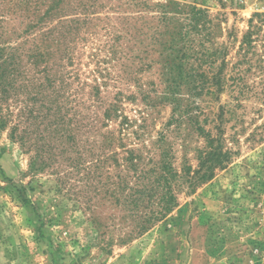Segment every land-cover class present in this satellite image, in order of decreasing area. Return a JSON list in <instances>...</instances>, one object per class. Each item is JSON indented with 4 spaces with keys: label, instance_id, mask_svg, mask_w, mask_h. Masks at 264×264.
<instances>
[{
    "label": "rangeland",
    "instance_id": "rangeland-1",
    "mask_svg": "<svg viewBox=\"0 0 264 264\" xmlns=\"http://www.w3.org/2000/svg\"><path fill=\"white\" fill-rule=\"evenodd\" d=\"M56 3L70 30L80 26V35L96 33L101 39L94 35V43L78 47L83 80L92 81V71L109 56L103 47L108 35L122 36L123 65H102L111 73L101 96L107 101L120 91L135 96L123 99L132 124L121 130L119 119L107 126L95 119L98 129L86 128L72 110L67 119L74 123L62 139L54 132V117L37 120L31 147L11 136L13 121L0 128V264H264V0H0V44L28 39L31 49L39 33L32 26ZM161 6L181 19L196 6L207 27V84L194 98L183 89L182 104L189 106L181 125H165L173 105L146 106L139 83L124 72L134 69L140 82L157 87L153 99L159 98L165 86L163 48L153 37L166 31L159 21ZM85 17L92 22L71 21ZM54 19L50 25L59 27V18ZM91 53L99 56L92 59ZM23 59L31 65L29 54ZM145 110L150 116L141 129ZM160 134L166 136L161 149L155 147ZM111 135H122L124 145L134 150L145 143L155 150V159L161 150L171 153L174 169L183 175L175 189L176 205L141 232V220L112 194L117 166L109 158L114 150L125 152L107 139ZM43 141L49 145L44 151ZM64 146L66 153L60 152ZM216 148L225 161L203 166L202 155ZM102 155L108 160L99 169ZM73 158L84 165L74 168Z\"/></svg>",
    "mask_w": 264,
    "mask_h": 264
},
{
    "label": "trees",
    "instance_id": "trees-1",
    "mask_svg": "<svg viewBox=\"0 0 264 264\" xmlns=\"http://www.w3.org/2000/svg\"><path fill=\"white\" fill-rule=\"evenodd\" d=\"M172 6L175 5L172 4ZM161 7L163 11L159 21L162 26L166 27V31H158L153 37L155 44L162 45L163 48L161 74L165 86L159 98L153 99V94L159 92L157 87L149 89L148 84L140 82L134 69L124 72L130 76L129 79L139 83L142 101L146 102V106L156 109L164 103L173 105L171 119L165 125L170 126L173 123L181 125L187 116L185 112L189 106L182 104L183 89H189L194 98L203 91L207 84L206 69H203L208 59L206 34L203 33L207 27L201 23L204 15L201 16L202 11L196 6L189 7L183 19L170 16L167 6ZM61 10L62 7L59 5L52 6L35 21L32 28L34 31L38 29L39 33L36 34L31 49L26 48L28 39L16 45L0 44V128H4L8 121H13L11 136L30 147L34 143L31 126L37 120L42 121L49 116L54 117L51 120L52 125L55 126L54 132L58 138L62 139L66 136L68 125L74 123V118L67 119V115L72 110L76 117L82 116V126L86 128L92 127L97 130L95 122L100 120L103 126H107L108 122L119 119L121 130L132 124L130 118L124 113L123 99H134L135 96L125 97L122 91L116 93L110 101L101 96V86H108L109 81L105 78L111 73L108 72L107 66L105 68L102 65L108 63L111 67L112 65L118 66L125 57L126 53L118 42L122 36L110 37L108 35L103 47L109 56L100 60L98 68L92 71L95 75L92 81L83 80L80 68L77 67L82 63L77 53L78 47L82 43L84 47H87L85 44L87 42L94 43V35L97 39H101L96 33H91L89 37L80 35V26L70 30L69 24L63 21L64 17L59 15ZM176 12L180 13L178 9ZM54 18H59L57 21L60 24L59 27L50 25L57 20ZM71 21L77 25H88L92 22L87 17ZM163 36H166V39H161ZM100 50L104 51V48ZM26 54H29L31 65L24 62L23 55ZM97 55L98 53H91L88 57L94 59ZM145 64L147 63H143ZM118 76L121 77L120 74ZM113 79L116 82L118 80L115 77ZM58 82L61 84L57 85ZM75 82L77 85L73 89ZM86 95H88L87 99L84 97ZM13 107L18 108L17 112L12 109ZM78 107L86 110L80 114ZM149 116L146 110L142 112L139 125L141 129L146 126ZM95 119L96 121L93 122ZM23 124L28 125L22 128ZM137 134L140 136L138 132ZM159 136L156 141L158 145L166 138L164 134ZM41 138L45 140L44 135H41ZM107 139L111 142L115 140L119 146H123L125 152L121 155L119 151L114 150V154L109 158H112L117 166L116 179L112 182V194L116 202L126 207L133 218L141 220L140 232L144 231L165 217L176 205L175 189L183 175L174 169L170 161L171 153L165 150H161L160 159H155L152 155L155 150L148 148L145 143L140 150H134L124 145L122 135H119L117 139L111 135ZM70 142L75 143V139L70 137ZM211 142L212 139H209V143ZM48 147L46 141H43L40 150L44 151ZM155 147L162 148L161 145ZM68 149L67 146L61 147L60 152L66 153ZM212 150L205 152L201 157L203 166L207 168H213L225 161V154L219 148H216L214 152ZM39 151L38 153L44 158V153ZM99 157L97 161L102 163L99 166L100 169L105 166L104 163L108 158H105V155ZM36 158L39 156L37 155ZM81 161L82 159L79 158L76 164L77 159L73 158L71 164L79 169L84 165ZM208 163L211 165L209 166ZM88 177L92 176L88 175Z\"/></svg>",
    "mask_w": 264,
    "mask_h": 264
}]
</instances>
